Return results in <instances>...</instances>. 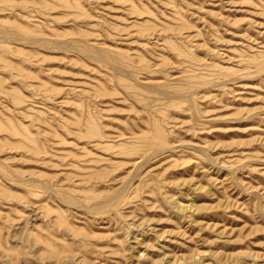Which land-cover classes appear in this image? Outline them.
<instances>
[{
    "label": "rangeland",
    "instance_id": "374dc122",
    "mask_svg": "<svg viewBox=\"0 0 264 264\" xmlns=\"http://www.w3.org/2000/svg\"><path fill=\"white\" fill-rule=\"evenodd\" d=\"M0 264H264V0H0Z\"/></svg>",
    "mask_w": 264,
    "mask_h": 264
}]
</instances>
